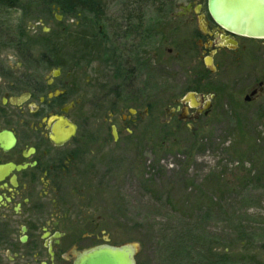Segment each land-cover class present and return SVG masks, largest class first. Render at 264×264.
I'll use <instances>...</instances> for the list:
<instances>
[{"label":"flooded vegetation","instance_id":"1","mask_svg":"<svg viewBox=\"0 0 264 264\" xmlns=\"http://www.w3.org/2000/svg\"><path fill=\"white\" fill-rule=\"evenodd\" d=\"M91 2H67L64 12L52 6L68 19L64 27L0 37V264H94L112 258L113 248L136 245L120 236L118 216L102 204L98 160L113 153L122 129L129 133L140 120L149 125L151 99L166 94L145 82L151 40L158 50L170 44L167 54L175 58L193 51L195 67L204 68L195 71L198 85L211 65L217 71L263 53L264 39L218 24L208 0ZM256 84L244 102L264 91V76ZM216 98L202 87L189 89L163 107L162 120L191 129ZM135 99L144 101L142 112ZM137 248L133 259L141 264ZM142 256L143 264H163L149 248Z\"/></svg>","mask_w":264,"mask_h":264},{"label":"rangeland","instance_id":"2","mask_svg":"<svg viewBox=\"0 0 264 264\" xmlns=\"http://www.w3.org/2000/svg\"><path fill=\"white\" fill-rule=\"evenodd\" d=\"M221 1L218 8L228 11L253 6L264 12L260 2L235 0L240 7ZM16 7L0 9V18L24 23L29 27L24 33L61 28L68 20L52 8L24 19ZM152 9L159 11L158 5ZM150 21L153 31L156 13ZM189 33L192 29H183L180 35ZM168 47L158 50L151 40L145 82L166 94L151 99L149 125L140 120L131 132L122 129L111 144L113 153L98 160L102 204L118 216L120 236L133 237L139 245L141 264L148 248L164 258L163 264H264V91L251 103L243 101L263 79L264 49L255 59L246 55L217 67L198 85L194 74L204 68L195 67V53L188 50L175 58L167 54ZM195 87L206 95L216 93L212 111L191 129L165 125L163 107ZM134 103L142 112L144 101Z\"/></svg>","mask_w":264,"mask_h":264},{"label":"water","instance_id":"3","mask_svg":"<svg viewBox=\"0 0 264 264\" xmlns=\"http://www.w3.org/2000/svg\"><path fill=\"white\" fill-rule=\"evenodd\" d=\"M247 2H260V5H264V0H249ZM220 0H208V9L209 12L213 15L215 21L228 29L230 32L236 33L237 35L246 36L248 38L253 39H264V12L262 11H254L252 6L249 11H228L226 9L218 8L217 3ZM223 5L230 6H242V3L238 4L237 1H221ZM59 20V18H57ZM210 69L214 71V67L211 65ZM264 75V72H263ZM262 87H260V91H262ZM256 91H253L255 93ZM252 93V94H253ZM188 93L181 102L187 101ZM247 98V97H246ZM113 257L108 255V260L106 256H102L97 258L94 261V264H135L133 256L137 254L138 248L137 245H121L119 247L113 248Z\"/></svg>","mask_w":264,"mask_h":264},{"label":"trees","instance_id":"4","mask_svg":"<svg viewBox=\"0 0 264 264\" xmlns=\"http://www.w3.org/2000/svg\"><path fill=\"white\" fill-rule=\"evenodd\" d=\"M67 2H71L72 4H78L81 2L85 3L87 7L94 5L91 0H0V9L17 8L16 6H19L21 16L26 19L32 18V12L36 13L38 11L40 14H43L46 11L49 12L52 6L59 7L60 11L64 12ZM33 5L37 6V10L33 8ZM25 28V24L22 22L18 25H13L10 21H5L0 18V37H10L16 34L24 36Z\"/></svg>","mask_w":264,"mask_h":264}]
</instances>
